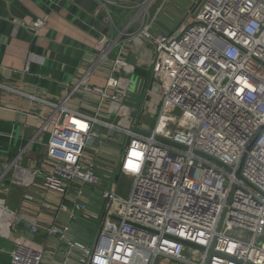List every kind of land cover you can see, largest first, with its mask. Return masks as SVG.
<instances>
[{"label": "built area", "instance_id": "1", "mask_svg": "<svg viewBox=\"0 0 264 264\" xmlns=\"http://www.w3.org/2000/svg\"><path fill=\"white\" fill-rule=\"evenodd\" d=\"M98 1L112 18L114 2ZM133 7L130 25L141 24L100 37L96 60L61 101L22 92L57 114L45 186L65 199L73 183L101 190L95 233L69 246L80 251L79 264H264V0H195L167 34ZM138 41L155 50L144 73L127 50ZM106 64V84H90ZM80 91L97 98L92 113L70 104ZM152 99L158 114L147 129L140 118ZM108 139L113 167L103 176L88 160ZM120 176L131 180L127 195ZM31 229L60 239L67 230L36 222ZM43 260V250L18 242L9 264Z\"/></svg>", "mask_w": 264, "mask_h": 264}, {"label": "crops", "instance_id": "2", "mask_svg": "<svg viewBox=\"0 0 264 264\" xmlns=\"http://www.w3.org/2000/svg\"><path fill=\"white\" fill-rule=\"evenodd\" d=\"M109 1L114 2L112 18L98 0H0V264H9L18 242L43 250L42 264H79L80 251L72 249L69 241L91 239L93 231L87 234L85 224L101 211L98 188L89 186L85 193L88 185L73 183L65 199L45 186L44 177L52 168L47 160L51 119L57 114L50 104L22 92L61 101L96 60L100 37H117L112 26L129 25L134 30L141 24L130 25L136 0ZM38 19L44 24L34 29ZM127 50L137 73L152 64L155 50L148 42L138 41L136 50L131 46ZM108 67L97 69L88 82L105 85ZM71 101L92 113L97 98L80 91ZM114 144L115 139L104 140L88 160L103 176L113 167ZM63 202L68 210L60 207ZM78 203L85 208L77 209ZM34 222L66 227L65 239L48 238L43 229L33 232Z\"/></svg>", "mask_w": 264, "mask_h": 264}, {"label": "water", "instance_id": "3", "mask_svg": "<svg viewBox=\"0 0 264 264\" xmlns=\"http://www.w3.org/2000/svg\"><path fill=\"white\" fill-rule=\"evenodd\" d=\"M147 12V19L152 22L151 29L157 33L167 34L175 29L184 19L188 11L193 7L195 0H136ZM121 143V141L118 142ZM240 175V173H238ZM90 187L84 188L88 193ZM101 193V190H98ZM87 234L93 230L92 223L85 224ZM74 227V224L69 228Z\"/></svg>", "mask_w": 264, "mask_h": 264}, {"label": "rangeland", "instance_id": "4", "mask_svg": "<svg viewBox=\"0 0 264 264\" xmlns=\"http://www.w3.org/2000/svg\"><path fill=\"white\" fill-rule=\"evenodd\" d=\"M133 79V77H132ZM157 100L156 99H152V105L148 108V110H146V113H143L141 118H140V122L144 123L142 124L143 126H145L147 129H152V127L155 124V121L157 119V114H158V110H157V106L155 107L154 105L157 104L156 103ZM128 113L131 114L130 110L128 108L125 107H121L120 110V115H124V122H128ZM129 124L131 125V122L129 121ZM118 183H119V188L120 191L127 195L129 193V190L131 189V180L125 176H120L119 179H117ZM93 233H95V230H93Z\"/></svg>", "mask_w": 264, "mask_h": 264}, {"label": "flooded vegetation", "instance_id": "5", "mask_svg": "<svg viewBox=\"0 0 264 264\" xmlns=\"http://www.w3.org/2000/svg\"><path fill=\"white\" fill-rule=\"evenodd\" d=\"M121 150H122V147L119 148L118 153H120Z\"/></svg>", "mask_w": 264, "mask_h": 264}]
</instances>
